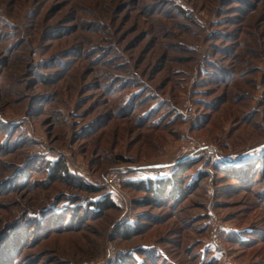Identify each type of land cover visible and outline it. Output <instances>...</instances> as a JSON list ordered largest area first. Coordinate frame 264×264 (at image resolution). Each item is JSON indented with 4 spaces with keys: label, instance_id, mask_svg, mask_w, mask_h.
<instances>
[{
    "label": "rangeland",
    "instance_id": "1",
    "mask_svg": "<svg viewBox=\"0 0 264 264\" xmlns=\"http://www.w3.org/2000/svg\"><path fill=\"white\" fill-rule=\"evenodd\" d=\"M263 155L264 0H0L7 264H264L263 182L238 180Z\"/></svg>",
    "mask_w": 264,
    "mask_h": 264
},
{
    "label": "trees",
    "instance_id": "2",
    "mask_svg": "<svg viewBox=\"0 0 264 264\" xmlns=\"http://www.w3.org/2000/svg\"><path fill=\"white\" fill-rule=\"evenodd\" d=\"M119 109L121 110L122 109V105H120ZM111 118V117H110ZM109 118V119H110ZM240 159L237 158L235 159L233 162H236V161H239ZM254 160H257L256 158H252V160H250L251 162H248L250 163V166L252 164V162ZM258 161L260 162V165H264V155L259 159L258 158ZM233 162H232V165H233ZM241 163V162H239ZM255 163V162H254ZM257 165V163H255ZM51 171H49L50 173H55V171L57 172V174H55V176H58L57 178L61 179V175L64 177L65 176V172L67 171L66 169V165H64V163H62L61 161H57L55 163H47V165ZM244 171L243 172V176L241 178V172L242 171H239L240 172V176H239V182H242V181H247V179H249L252 183L251 185L249 186V190L255 186L257 183L259 182H263L261 186H258L256 189H254V193L255 195L261 200L263 201L264 200V180H261V177H263V172H264V168H261L260 170V173H256L254 174L255 170L257 169L255 166L251 167V168H248L246 165L244 166ZM262 171V172H261ZM237 172V171H236ZM246 172H249V173H246ZM263 173V174H262ZM183 175V172L181 174H173V175H170L169 177H165V178H162V179H159L157 181H142L138 184L135 185V187H139L140 190L142 191H147L149 193H151L152 195H157V196H170L171 198H175V192L178 191L179 189L176 187L178 186L180 180L178 177L182 176ZM257 175H259L257 177ZM259 178V179H258ZM260 180V181H259ZM82 187H84L85 189L87 190H90L92 192H97L95 191L94 189H92L91 187L89 186H83V184H81ZM105 197V201H94V203H90L88 205V210L94 212L95 213H102V209L104 207H108L110 208L111 206H114V203H111V202H108V195H104L100 198H104ZM104 200V199H103ZM58 202V199H55L54 200V203ZM51 205L52 203L48 204L46 203L42 208L40 207L39 210L37 211V215H38V219L35 220L32 222L33 224H31L30 226H27L29 227L30 231H32V234L33 235H37L40 230L42 229H45V235L44 236H48L50 233H53V231H51V228L52 226H56L57 224H60L61 223V219H60V216H57L53 223V225L50 223L53 216L50 218V220L47 218V215L45 214L49 209H52L51 208ZM33 213H31L32 215ZM83 216H77L76 218L73 217L72 215V218L73 220H75V222H79L81 219H82ZM15 220H13L11 223L15 222ZM10 223V224H11ZM48 223V224H47ZM42 224H44L45 227L42 228ZM9 225V224H8ZM8 227V226H7ZM6 227V229H7ZM50 229V230H49ZM263 230V228H262ZM7 231H5V229L2 231L0 230V235L2 234H5ZM262 232V235H264V231H261ZM257 241H259V237L258 236H254ZM23 242V241H22ZM236 242V241H235ZM14 243L12 242L10 244V242L6 243V244H3L1 247H0V264H7V262H12L14 259L16 260V258L18 257V255L15 254V249L13 248L14 247ZM120 258L119 259H116L113 264H129V258H126V256H119ZM14 260V261H15Z\"/></svg>",
    "mask_w": 264,
    "mask_h": 264
},
{
    "label": "built area",
    "instance_id": "3",
    "mask_svg": "<svg viewBox=\"0 0 264 264\" xmlns=\"http://www.w3.org/2000/svg\"><path fill=\"white\" fill-rule=\"evenodd\" d=\"M201 147L202 148H206V149L208 148L207 146H205V147L201 146ZM164 167H167V166H163V168ZM118 179H119V175L117 173L108 174V175L102 177V179L100 181H98V184L102 185V186H104L106 188H117V187H119L118 186L119 185V180Z\"/></svg>",
    "mask_w": 264,
    "mask_h": 264
}]
</instances>
